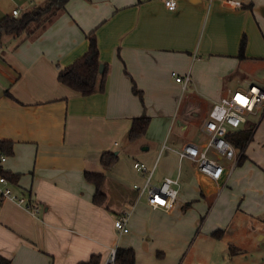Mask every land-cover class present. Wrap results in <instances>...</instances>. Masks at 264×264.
<instances>
[{
  "label": "crops",
  "instance_id": "obj_1",
  "mask_svg": "<svg viewBox=\"0 0 264 264\" xmlns=\"http://www.w3.org/2000/svg\"><path fill=\"white\" fill-rule=\"evenodd\" d=\"M45 1L0 0V20ZM176 1L170 10L163 0H69L31 37L1 35L0 141L12 142L13 153L0 148L7 156L0 167L19 174L10 180L14 194L39 207L33 215L18 201H0V253L12 264H80L94 254L104 264L113 247H133L136 264H165L157 253L170 246L153 238L166 235L191 200L237 182L264 215V114L230 176L214 181L179 153L207 141L203 126L215 101L264 85V0ZM92 31L107 80L104 90L83 95L59 72L86 53ZM186 75L184 87L176 76ZM142 115L151 117L147 133L129 140ZM106 151L118 154L109 168L101 163ZM136 160L155 167L156 184L179 178L171 212L150 206L134 187L145 181ZM86 172L103 176L105 204L94 202L97 186ZM126 211L130 231L120 235L114 222Z\"/></svg>",
  "mask_w": 264,
  "mask_h": 264
},
{
  "label": "rangeland",
  "instance_id": "obj_2",
  "mask_svg": "<svg viewBox=\"0 0 264 264\" xmlns=\"http://www.w3.org/2000/svg\"><path fill=\"white\" fill-rule=\"evenodd\" d=\"M257 119L250 116L248 124ZM252 199L247 184L237 182L191 200L182 217L168 221L167 234L153 238L170 246L158 257L165 264H264V215L251 207Z\"/></svg>",
  "mask_w": 264,
  "mask_h": 264
},
{
  "label": "built area",
  "instance_id": "obj_3",
  "mask_svg": "<svg viewBox=\"0 0 264 264\" xmlns=\"http://www.w3.org/2000/svg\"><path fill=\"white\" fill-rule=\"evenodd\" d=\"M170 10L177 7L176 0H163ZM22 8L13 10V16H19ZM1 49V48H0ZM176 80L183 82L184 87L190 82V75L176 76ZM243 96L247 101L241 104L237 101V96ZM1 104V102H0ZM264 114V85L252 84L247 88H237L230 90L228 94L214 102L209 112L203 131L207 135V141L203 144L187 143L179 153L183 158H189L196 162L199 172L219 181L227 173L230 176L234 167L238 164L243 151H239L229 140L230 131L240 128L250 120V116L261 118ZM258 118V119H259ZM7 156L0 155V162H5ZM223 160L230 161L228 166ZM134 167L145 177L143 184H135L140 194L147 196V201L153 208L163 209L171 212L176 206L180 180L178 177L167 176L158 184L153 182L154 168H149L144 162L136 160ZM13 199L24 205L33 215L39 214V207L27 199L25 196L14 194L11 181L8 177L0 174V201ZM129 212L120 214L114 222L117 233L120 235L130 231L128 225ZM117 247H113L104 264H119L117 261Z\"/></svg>",
  "mask_w": 264,
  "mask_h": 264
},
{
  "label": "trees",
  "instance_id": "obj_4",
  "mask_svg": "<svg viewBox=\"0 0 264 264\" xmlns=\"http://www.w3.org/2000/svg\"><path fill=\"white\" fill-rule=\"evenodd\" d=\"M69 0H46L43 4L25 9L19 16H6L0 20V37L3 34L23 35L25 38L34 35L40 28H44L53 18L64 11ZM90 41L89 48L84 55L78 58L74 63L61 69L59 72V81L70 86L83 95H90L97 90H104L107 80V66L101 72L100 51L97 44L95 32L88 34ZM246 37L241 41L239 48V58L246 57ZM134 91L142 96L141 92L134 87ZM151 117L142 115L134 118L131 128L128 132L129 140H136L147 133ZM244 125V124H243ZM255 124L245 123L244 127H240L234 131H230L228 138L239 151H243L249 141L253 137ZM0 148L6 155L13 153V144L10 141H0ZM245 159L242 154L238 164ZM118 160V154L113 151H106L101 156V163L104 167L109 168ZM0 174L8 177L13 183H16L19 174L5 171L0 167ZM86 178L96 183L97 191L94 195V202L97 204H105L107 196L101 190L103 176L100 174L86 172ZM191 202L186 204L187 208ZM117 261L119 264H136V251L133 247H118ZM101 256L94 254L89 260L82 261L80 264H100ZM0 264H12L11 260L0 253Z\"/></svg>",
  "mask_w": 264,
  "mask_h": 264
},
{
  "label": "snow or ice",
  "instance_id": "obj_5",
  "mask_svg": "<svg viewBox=\"0 0 264 264\" xmlns=\"http://www.w3.org/2000/svg\"><path fill=\"white\" fill-rule=\"evenodd\" d=\"M236 99H237V101L239 102V103H241V104H246L247 103V101L245 100V98L243 97V96H237L236 97Z\"/></svg>",
  "mask_w": 264,
  "mask_h": 264
},
{
  "label": "water",
  "instance_id": "obj_6",
  "mask_svg": "<svg viewBox=\"0 0 264 264\" xmlns=\"http://www.w3.org/2000/svg\"><path fill=\"white\" fill-rule=\"evenodd\" d=\"M103 69H104V65H103V64H101V66H100V71L102 72V71H103Z\"/></svg>",
  "mask_w": 264,
  "mask_h": 264
}]
</instances>
